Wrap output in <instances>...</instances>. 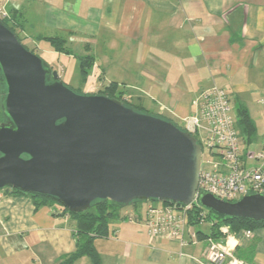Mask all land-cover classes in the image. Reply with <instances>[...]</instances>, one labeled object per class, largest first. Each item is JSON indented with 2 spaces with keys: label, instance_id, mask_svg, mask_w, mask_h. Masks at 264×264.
I'll return each mask as SVG.
<instances>
[{
  "label": "crops",
  "instance_id": "obj_1",
  "mask_svg": "<svg viewBox=\"0 0 264 264\" xmlns=\"http://www.w3.org/2000/svg\"><path fill=\"white\" fill-rule=\"evenodd\" d=\"M0 5L14 13L23 42L45 55L52 69L58 71L62 58L92 56L87 80L94 77V84L83 92L114 82L145 112L183 125L198 113L201 91L217 85L227 89L236 109L248 111L254 133L264 137V0H0ZM42 37L64 39L70 52L55 51ZM146 205L122 210L110 221L108 236L94 239L101 264H209L208 238L222 239L246 264H264L263 227L247 237L248 229L220 225L214 237L210 227L190 226L204 234L185 235L183 243L151 239L140 222ZM129 213L137 214L136 222L125 219ZM75 248L68 215L49 204L36 206L29 195L0 190V264H62ZM72 264L92 262L82 256Z\"/></svg>",
  "mask_w": 264,
  "mask_h": 264
},
{
  "label": "water",
  "instance_id": "obj_2",
  "mask_svg": "<svg viewBox=\"0 0 264 264\" xmlns=\"http://www.w3.org/2000/svg\"><path fill=\"white\" fill-rule=\"evenodd\" d=\"M0 74V190L48 196L73 213L97 200H196L219 216L264 221V194L196 196L202 151L194 136L119 99L70 89L1 21Z\"/></svg>",
  "mask_w": 264,
  "mask_h": 264
},
{
  "label": "built area",
  "instance_id": "obj_3",
  "mask_svg": "<svg viewBox=\"0 0 264 264\" xmlns=\"http://www.w3.org/2000/svg\"><path fill=\"white\" fill-rule=\"evenodd\" d=\"M5 17L8 12L0 5V19ZM196 105L198 113L185 118L182 125L183 130L197 139L202 151L196 196L208 192L220 200L232 202L247 194H264V137L255 154H243V139L238 133L235 111L226 88L213 85L202 90ZM253 159L256 164L248 165ZM194 203L197 201L180 206L148 202L140 222L151 239H176L183 243L185 235L196 238L187 223V213ZM136 215L129 213L125 219L136 222ZM245 235L250 236L251 230H246ZM207 241L209 264H246L226 248L222 239L208 238Z\"/></svg>",
  "mask_w": 264,
  "mask_h": 264
},
{
  "label": "trees",
  "instance_id": "obj_4",
  "mask_svg": "<svg viewBox=\"0 0 264 264\" xmlns=\"http://www.w3.org/2000/svg\"><path fill=\"white\" fill-rule=\"evenodd\" d=\"M8 12V11H7ZM0 21L7 26L17 37L18 39L28 48L30 49L20 37L19 33L21 30L20 24H18L17 19L14 17V13L10 11L8 12V17L0 19ZM44 40H47L51 47L57 52H63L68 54L70 51L65 45V40L60 37H42ZM35 53V52H34ZM79 72L80 79L82 82L86 81L89 70L92 67L93 60L92 56L84 55L79 56ZM3 84L2 76L0 74V91L1 85ZM81 91V90H78ZM97 94L106 95L108 97H113L121 100L126 106L133 108L138 112L147 113L140 106L132 103L128 99L124 97V93L118 89L117 83L110 82L105 86H102L101 89L97 91ZM235 116L237 118V124L241 127L244 136L242 139L245 142L250 140V137L253 135L255 131V127L252 123L250 115L248 111L239 106L235 109ZM159 117V116H158ZM7 119L3 107L2 102L0 103V123ZM168 120V119H166ZM170 121V120H168ZM175 123V122H173ZM178 125L177 123H175ZM180 127V126H179ZM182 129V127H180ZM11 194H23L29 195L35 202L36 206L49 204L52 205L54 212L58 214H66L68 215L74 222V237L76 241L75 251L70 254L62 264H72L75 260L82 256H87L90 258L92 264H101L100 258L94 249L93 241L98 237H106L109 234V223L110 221L121 217V211L129 209L131 207H135L136 205L142 202H151V201H136L129 207H123L119 204L111 202L109 200H97L94 204L86 211L73 213L64 208L59 202H57L54 198L48 196H42L38 194L25 193L17 189L13 188H4L2 189ZM154 202V201H152ZM167 205H176L166 203ZM176 206H180L177 204ZM136 217H138L136 215ZM123 218V217H122ZM208 220L211 222L210 226V235L218 236L220 232L219 226L222 224H226L233 231H239L242 229L253 230L256 228H264V221H254L250 219H239L234 217H223L219 216L212 211L201 207L198 203H194L191 209L187 213V223L190 226H196L200 224L202 221ZM198 237H201L204 233L202 231H198ZM238 257V256H237ZM240 258V257H238Z\"/></svg>",
  "mask_w": 264,
  "mask_h": 264
},
{
  "label": "rangeland",
  "instance_id": "obj_5",
  "mask_svg": "<svg viewBox=\"0 0 264 264\" xmlns=\"http://www.w3.org/2000/svg\"><path fill=\"white\" fill-rule=\"evenodd\" d=\"M42 44L46 46V43H42ZM36 54L38 56L42 57V58L45 57V55H43L42 53H37L36 52ZM61 64H62V66L58 69V74L60 76V80L66 86H68L70 89H72V90H81V92H83V88L84 87H86V88L89 87L90 88L92 86V84H94L93 83L94 82V77L89 78L88 80L86 79V81H84V82L81 81V79H80L81 76H80V72H79V60H78V57L72 56V57L69 58V60L66 59V58H62V63ZM91 70L92 69L89 70L88 75H91ZM87 78H88V76H87ZM101 88L102 87H97L94 90V93H97V91L99 89H101ZM4 95H5V86L2 84L1 85V91H0V103L2 102ZM237 106H238V104L232 103L233 112L235 111ZM177 124H178V126L182 127L181 123H177ZM237 130L239 131L240 137L242 138L244 136V134H243L242 130H239V126H237ZM262 138H263L262 135H259L258 132H255L251 136V138L249 140L250 141L249 145L244 143V144H242V146H243V148L249 150V151H247L248 153L251 152L252 154H255L258 151L257 148H258L259 143L262 140ZM255 164H256V161L254 159L248 162V165H255ZM142 203L146 204V202H142ZM142 203H140V204H142ZM140 204H138V205H140ZM210 225H211L210 221L204 220L200 224H198L196 226H191V227L193 229L200 228L202 230L207 231L209 229ZM222 225L228 226L226 224H222Z\"/></svg>",
  "mask_w": 264,
  "mask_h": 264
},
{
  "label": "flooded vegetation",
  "instance_id": "obj_6",
  "mask_svg": "<svg viewBox=\"0 0 264 264\" xmlns=\"http://www.w3.org/2000/svg\"><path fill=\"white\" fill-rule=\"evenodd\" d=\"M75 91L80 92V93H85V92H81V91H78V90H75Z\"/></svg>",
  "mask_w": 264,
  "mask_h": 264
}]
</instances>
